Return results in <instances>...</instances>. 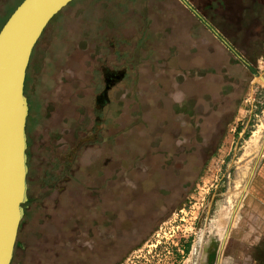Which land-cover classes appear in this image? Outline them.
<instances>
[{"label":"rangeland","instance_id":"374dc122","mask_svg":"<svg viewBox=\"0 0 264 264\" xmlns=\"http://www.w3.org/2000/svg\"><path fill=\"white\" fill-rule=\"evenodd\" d=\"M20 1L0 0L5 3L0 27ZM185 1L228 42L206 18L212 0ZM225 2L232 15L242 4L251 10L264 6V0ZM261 14L264 19V7ZM215 45L248 71L181 0H72L49 21L26 70L27 201L10 264L43 260L37 246L71 245L79 236L90 245L86 261L76 256L62 264H208L212 251L215 264H252L251 241L237 224L247 214L248 193L242 187L262 153L249 174L247 168L239 173L237 189L234 181L245 162V141L258 122L264 138V84L253 74L216 155L181 204L161 199L175 193L183 177L170 170L158 187L165 196L127 212L117 233L107 215V191L121 166L131 176L120 180L134 184L133 173L142 169L141 158L155 137L169 140L180 132L186 142L187 114L172 117L173 107L186 105L193 93L189 70L193 64L201 70ZM261 52L248 63L264 78V40ZM222 96L217 94L220 103ZM77 220H82L80 233H69L67 227Z\"/></svg>","mask_w":264,"mask_h":264},{"label":"trees","instance_id":"16d2710c","mask_svg":"<svg viewBox=\"0 0 264 264\" xmlns=\"http://www.w3.org/2000/svg\"><path fill=\"white\" fill-rule=\"evenodd\" d=\"M225 1L212 0L210 8L213 12L206 18L248 62L253 64L262 54L264 19H262L261 13L264 6L253 7L251 10L242 4L237 8L238 14L232 15L229 13V6ZM3 4L5 3L0 5ZM209 43L214 45L212 39ZM215 46V50L209 51V58L203 60L204 66L201 70L197 71L194 64L189 70L188 84L193 93L187 99L186 105L181 108L173 107L172 117L182 111L187 114L188 119L182 128V131H186L184 136L186 142H183L180 132L175 135L169 132V140H166L164 135L155 137L156 140L152 142L151 147L149 146L150 148L141 158L142 169L133 173L132 177L136 180L134 184H125L120 180L121 175L131 176L125 166H121L119 174L114 173L112 176L111 185L107 191L109 208L107 215H109L114 233H117V225L127 212L145 208L144 203L157 196H165L161 191L158 192V187L170 170L176 174L182 173L183 177L179 180V186L175 189V193L169 191L167 197L161 199L173 198L174 204H181L204 172L209 160L216 155L226 129L232 123L253 77L252 73L240 65L235 58L228 55L222 47ZM218 59L223 60L222 65L216 64L215 61ZM176 81L179 82L177 79ZM220 92L223 94L221 103L216 99ZM200 120L202 121L200 122ZM178 124L175 122L171 129H174ZM176 141L180 142L179 146L175 144ZM79 215L81 216V212ZM82 220H77L78 223L71 228L67 227L69 233L74 234L77 231L80 233L83 227ZM88 222L87 226L92 228L94 220ZM79 239L78 242L71 245L64 244V242L61 245L57 244L55 248L53 243L51 249H46L41 245L37 246L35 249L43 252L42 255L45 257L43 260L37 258L32 264H62L76 256L81 257L82 263H84L86 261L84 257L89 254L90 245H84L85 239H81L80 236ZM17 258L19 259L21 256L17 257L16 255ZM46 259H50V261L46 263Z\"/></svg>","mask_w":264,"mask_h":264},{"label":"water","instance_id":"95a60500","mask_svg":"<svg viewBox=\"0 0 264 264\" xmlns=\"http://www.w3.org/2000/svg\"><path fill=\"white\" fill-rule=\"evenodd\" d=\"M71 1L23 0L0 29V264L12 261L24 215L23 205L27 201L26 70L43 30ZM181 2L254 77L264 83V78L188 2ZM262 150L263 147L259 155ZM216 259V253L212 251L207 263L215 264Z\"/></svg>","mask_w":264,"mask_h":264},{"label":"crops","instance_id":"0c3cea01","mask_svg":"<svg viewBox=\"0 0 264 264\" xmlns=\"http://www.w3.org/2000/svg\"><path fill=\"white\" fill-rule=\"evenodd\" d=\"M261 129V122H258L252 135L245 141L243 147V160H245V162L236 174L234 181V183H236V189L238 188L237 178L239 173H241L244 168H247L249 174L248 168L261 149L264 140ZM236 189L234 188V192H237ZM247 193V214L245 217L240 218L237 229L238 232L248 233L249 241H251L247 247L249 250V261L252 262V264H264V147L256 169L249 180Z\"/></svg>","mask_w":264,"mask_h":264},{"label":"bare ground","instance_id":"6f19581e","mask_svg":"<svg viewBox=\"0 0 264 264\" xmlns=\"http://www.w3.org/2000/svg\"><path fill=\"white\" fill-rule=\"evenodd\" d=\"M264 84V83H263ZM259 154V153H258ZM251 174H250V176H249V178H248V181L243 185V187H242V191L241 192H246V190H245V188H246V185H247V183L249 182V180L251 179ZM241 192H239V198L241 197ZM238 204H239V202H238V200L236 201V203H235V206L232 204V206L230 207V208H233L234 207V209H235V207L236 206H238ZM234 209H232V211L234 210ZM230 211H231V209H230ZM231 211V212H232ZM234 215V214H233ZM230 219L232 220V215H231V217H230ZM231 220L230 221H228V222H231ZM224 235H225V233H224ZM223 235V236H224ZM228 236V235H227ZM227 238V237H226ZM221 240H222V238H221ZM224 240V239H223ZM226 241V240H225ZM225 244V243H224ZM222 244H221V242H220V245H218V249H219V246H221ZM224 246V245H223Z\"/></svg>","mask_w":264,"mask_h":264}]
</instances>
